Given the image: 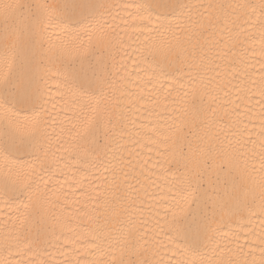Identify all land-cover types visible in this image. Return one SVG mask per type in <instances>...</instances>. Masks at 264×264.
I'll use <instances>...</instances> for the list:
<instances>
[{
	"label": "snow or ice",
	"instance_id": "obj_1",
	"mask_svg": "<svg viewBox=\"0 0 264 264\" xmlns=\"http://www.w3.org/2000/svg\"><path fill=\"white\" fill-rule=\"evenodd\" d=\"M0 264H264V0H0Z\"/></svg>",
	"mask_w": 264,
	"mask_h": 264
}]
</instances>
